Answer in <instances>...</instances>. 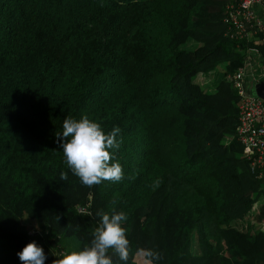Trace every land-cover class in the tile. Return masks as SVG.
<instances>
[{
    "label": "trees",
    "instance_id": "1",
    "mask_svg": "<svg viewBox=\"0 0 264 264\" xmlns=\"http://www.w3.org/2000/svg\"><path fill=\"white\" fill-rule=\"evenodd\" d=\"M236 1L0 0V264L33 240L45 264L63 239L80 250L99 210L126 213L128 264L138 248L158 264H264L263 187L226 78L253 46L225 35ZM84 116L120 127V182L87 187L68 169L63 120Z\"/></svg>",
    "mask_w": 264,
    "mask_h": 264
},
{
    "label": "clouds",
    "instance_id": "2",
    "mask_svg": "<svg viewBox=\"0 0 264 264\" xmlns=\"http://www.w3.org/2000/svg\"><path fill=\"white\" fill-rule=\"evenodd\" d=\"M120 134L119 126L106 132L100 123L87 116L79 120L64 118L59 146L68 169L82 185L93 187L104 181L118 183L124 178L123 167L114 158V152L123 142L122 137L118 138ZM60 178L67 180V172H61ZM96 215L100 221L90 242L80 250L62 252L52 264H114L113 257H118L121 264H128L132 249L127 238L128 230L123 226L127 220L126 213L113 210L109 214L99 210ZM59 218L56 216L57 221ZM137 255L143 259V264H158L163 258L152 248H138ZM17 256L21 264H45L48 258L34 240L26 244Z\"/></svg>",
    "mask_w": 264,
    "mask_h": 264
},
{
    "label": "built area",
    "instance_id": "3",
    "mask_svg": "<svg viewBox=\"0 0 264 264\" xmlns=\"http://www.w3.org/2000/svg\"><path fill=\"white\" fill-rule=\"evenodd\" d=\"M225 35L233 42L264 39V0H237L225 5ZM259 43L260 40H256ZM253 40L244 51V59L232 76V88L238 96L235 125L236 138L241 145L248 171L261 181L264 200V98L255 94V84L264 78V69ZM253 52V53H252ZM252 53V54H251ZM255 55V59H253ZM258 69V71L255 70ZM83 212L82 209H78Z\"/></svg>",
    "mask_w": 264,
    "mask_h": 264
},
{
    "label": "rangeland",
    "instance_id": "4",
    "mask_svg": "<svg viewBox=\"0 0 264 264\" xmlns=\"http://www.w3.org/2000/svg\"><path fill=\"white\" fill-rule=\"evenodd\" d=\"M189 43L186 45L187 48H193L194 46H196V43H194L193 41H188ZM262 68L264 69V64H262ZM221 66H218V68H220ZM256 71H258L257 68H255ZM214 76V73H208L205 75V78L203 77L204 79V84H203V87L204 89H212L211 87H209L210 83H211V80H212V77ZM197 81H198V78H197ZM26 221V220H25ZM194 237V236H193ZM194 240H195V237H194ZM61 246H62V249L61 251L62 252H66L67 250L70 249V252L73 251L74 247H75V242L72 238H66V239H63L62 242H61ZM195 245V243H194Z\"/></svg>",
    "mask_w": 264,
    "mask_h": 264
},
{
    "label": "water",
    "instance_id": "5",
    "mask_svg": "<svg viewBox=\"0 0 264 264\" xmlns=\"http://www.w3.org/2000/svg\"><path fill=\"white\" fill-rule=\"evenodd\" d=\"M255 94L264 98V78L255 84Z\"/></svg>",
    "mask_w": 264,
    "mask_h": 264
},
{
    "label": "crops",
    "instance_id": "6",
    "mask_svg": "<svg viewBox=\"0 0 264 264\" xmlns=\"http://www.w3.org/2000/svg\"><path fill=\"white\" fill-rule=\"evenodd\" d=\"M250 41H251V43L253 44V40L257 43V41L256 40H260L259 41V43H257V44H260V43H262V42H264V39H260V38H257L256 40H255V38L253 39V38H250L249 39ZM254 45V44H253ZM258 52V51H257ZM253 53V52H252ZM251 53V54H252ZM259 53V52H258ZM259 57H260V60H259V58L257 59V60H255V62L257 63V62H259V61H261V63L262 64H264V61H263V57H262V55L259 53ZM256 57H255V55H253V59H255Z\"/></svg>",
    "mask_w": 264,
    "mask_h": 264
}]
</instances>
